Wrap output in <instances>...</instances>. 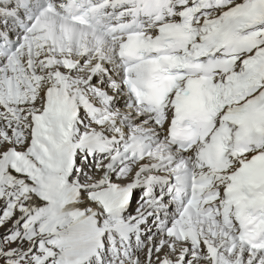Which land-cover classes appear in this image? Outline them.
<instances>
[{
  "label": "snow or ice",
  "instance_id": "snow-or-ice-1",
  "mask_svg": "<svg viewBox=\"0 0 264 264\" xmlns=\"http://www.w3.org/2000/svg\"><path fill=\"white\" fill-rule=\"evenodd\" d=\"M0 264H264V0H0Z\"/></svg>",
  "mask_w": 264,
  "mask_h": 264
},
{
  "label": "bare ground",
  "instance_id": "bare-ground-1",
  "mask_svg": "<svg viewBox=\"0 0 264 264\" xmlns=\"http://www.w3.org/2000/svg\"><path fill=\"white\" fill-rule=\"evenodd\" d=\"M133 208H135V204L133 205Z\"/></svg>",
  "mask_w": 264,
  "mask_h": 264
}]
</instances>
